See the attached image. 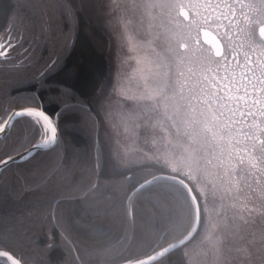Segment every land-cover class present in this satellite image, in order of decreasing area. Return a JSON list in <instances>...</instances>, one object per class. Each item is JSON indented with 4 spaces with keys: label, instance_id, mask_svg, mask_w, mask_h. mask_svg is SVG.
Here are the masks:
<instances>
[{
    "label": "snow or ice",
    "instance_id": "snow-or-ice-1",
    "mask_svg": "<svg viewBox=\"0 0 264 264\" xmlns=\"http://www.w3.org/2000/svg\"><path fill=\"white\" fill-rule=\"evenodd\" d=\"M108 7L111 12L122 6L113 3ZM130 7L142 9L150 21L157 15L166 17L170 25L160 24L145 40L153 55L137 60L143 86L129 98L150 103V111L159 110L153 123L169 133L164 127L168 121L175 139L169 133L160 149L121 169L129 172V179L133 168L151 165L160 170L159 174L147 171L140 177L143 182L137 181L133 188L134 193L156 189L146 197L150 207L145 231L151 237L144 245L147 251L120 257L113 255L115 246L108 245L91 254L98 264H111L114 258H122L123 264H165L168 254L184 249L181 264H264V0H133ZM62 8L67 15L74 12L70 5ZM3 11L8 27L0 35V58L6 61L9 50L18 47L22 37L13 35L18 7L8 4ZM59 61L57 57L50 68ZM76 70L73 67L71 72ZM57 87L72 102L50 97L49 103L58 104L54 112L47 110L37 93L8 97L0 116V132H7L14 117H24L36 141L30 149L55 146L62 111L75 109L89 132L97 133L93 143L100 144L98 113L76 98L71 88ZM102 155L98 149L97 168ZM12 159L5 153L0 165ZM242 187L249 195L241 199L251 201L240 205L245 214L229 216L223 203L209 206L210 199L222 202ZM97 188L98 184L92 185L91 191ZM2 194L7 198V191ZM231 205L235 207V199ZM109 212L115 214L116 209L102 210L105 216ZM125 213L131 215L132 208L126 206ZM94 214L100 215L101 210ZM172 233L177 235L170 243ZM197 236L202 259L193 260L187 245ZM15 243L7 234L0 241L3 264H29L22 250L16 251ZM65 243L70 259L64 264H83L76 245L67 237Z\"/></svg>",
    "mask_w": 264,
    "mask_h": 264
},
{
    "label": "trees",
    "instance_id": "trees-1",
    "mask_svg": "<svg viewBox=\"0 0 264 264\" xmlns=\"http://www.w3.org/2000/svg\"><path fill=\"white\" fill-rule=\"evenodd\" d=\"M42 1L4 0L0 4V35L8 27L4 6L11 4L18 7V25L13 35L22 37L19 46L9 50L6 61L0 58V116L8 97L37 93L49 112L58 109L57 103H49L50 97L59 96L71 103L72 98L63 97L57 85L71 88L76 98L88 102L96 114L93 102L109 71V39L92 7L95 4L85 0ZM63 5H70L73 14H65ZM59 12L65 16L61 18ZM57 57L59 63L50 68ZM73 67L77 69L74 73ZM64 112L59 118L56 146L10 164L0 175V241L6 234L11 235L16 251L22 250L29 264H64L70 259L65 237L80 250L83 264H98L91 252L108 245L115 246L114 256H140L147 251L145 243L151 242L145 231L150 207L146 197L156 189L134 193L133 188L137 181L143 182L140 177L147 171L159 174L160 170L151 165L133 168L129 179L128 171H118L110 162L101 139L100 144L93 143L97 133L86 135L68 128L74 119ZM35 142L32 129L22 117L0 141V159L5 153L16 154ZM98 149L103 153L99 168ZM96 184L99 188L91 191ZM4 191L8 192L7 198ZM126 206L132 208L131 215L125 213ZM104 208H114L116 213L105 216ZM97 209L100 215L94 214ZM109 229H115V233H109ZM175 235H169L170 243ZM164 259L165 264H181V249ZM4 261L0 258V264ZM111 264H123V259L114 258Z\"/></svg>",
    "mask_w": 264,
    "mask_h": 264
},
{
    "label": "rangeland",
    "instance_id": "rangeland-1",
    "mask_svg": "<svg viewBox=\"0 0 264 264\" xmlns=\"http://www.w3.org/2000/svg\"><path fill=\"white\" fill-rule=\"evenodd\" d=\"M85 1L88 4H95V11L109 39L107 47L109 71L93 106L98 113L97 120L100 121L98 136L109 154L110 162L119 171L132 162L142 161L145 154L160 149L169 133L175 139V132L170 128L168 121L164 122V127L169 129V133H165L159 124L153 123L160 115L159 110L150 111L152 107L150 103L137 102L129 98L133 94H138L143 86L137 60L153 55L144 44L145 40L149 38L151 31L158 30L160 24L170 25L166 17L159 15L150 21L142 9L130 7L133 0ZM113 3H119L122 7L110 12L108 6ZM60 16L63 18L65 14L61 12ZM150 23L153 25L152 29H149ZM18 83L11 84L18 85ZM64 113L74 119V123L67 124L68 128L89 135L88 125L77 110L69 109ZM58 130L60 131V124ZM248 195L247 189L242 187L238 194L226 195L222 202L219 200L213 202L210 199L209 206L219 207L223 203L224 211L229 216L243 215L245 212L240 207L241 203L250 204L251 201L241 198H246ZM233 199L236 200L235 207L231 205ZM107 231L115 233V229ZM199 239L200 237L197 236L195 241L187 245L193 260L202 259L197 247ZM181 251L183 252L184 249Z\"/></svg>",
    "mask_w": 264,
    "mask_h": 264
},
{
    "label": "water",
    "instance_id": "water-1",
    "mask_svg": "<svg viewBox=\"0 0 264 264\" xmlns=\"http://www.w3.org/2000/svg\"><path fill=\"white\" fill-rule=\"evenodd\" d=\"M200 39L202 42H204L202 35H201ZM20 118H22V117H14L12 123L9 125L7 132L6 133L0 132V141H2L7 136L11 127L13 126L14 122ZM53 147H54L53 145H41L39 148L30 149V146H29V147L25 148L24 150H22L16 154L11 155V156H13V159L11 161L0 165V175L3 172V170L6 167H8L10 164L23 162L26 159H28L30 156H32L34 153H36L37 151H45V150L52 149ZM25 150H28V151H25ZM0 258L5 259L4 257H0Z\"/></svg>",
    "mask_w": 264,
    "mask_h": 264
},
{
    "label": "flooded vegetation",
    "instance_id": "flooded-vegetation-1",
    "mask_svg": "<svg viewBox=\"0 0 264 264\" xmlns=\"http://www.w3.org/2000/svg\"><path fill=\"white\" fill-rule=\"evenodd\" d=\"M240 62L243 63V56H242V54H241V57H240ZM237 70L239 71V69H237Z\"/></svg>",
    "mask_w": 264,
    "mask_h": 264
}]
</instances>
